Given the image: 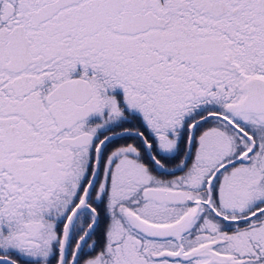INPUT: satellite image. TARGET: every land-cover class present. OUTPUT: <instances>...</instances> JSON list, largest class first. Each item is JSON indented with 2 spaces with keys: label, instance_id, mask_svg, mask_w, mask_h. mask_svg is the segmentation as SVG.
I'll return each instance as SVG.
<instances>
[{
  "label": "snow or ice",
  "instance_id": "1",
  "mask_svg": "<svg viewBox=\"0 0 264 264\" xmlns=\"http://www.w3.org/2000/svg\"><path fill=\"white\" fill-rule=\"evenodd\" d=\"M0 264H264V0H0Z\"/></svg>",
  "mask_w": 264,
  "mask_h": 264
}]
</instances>
